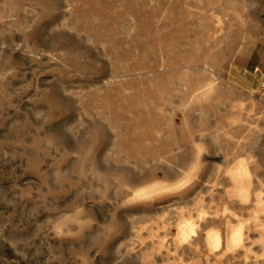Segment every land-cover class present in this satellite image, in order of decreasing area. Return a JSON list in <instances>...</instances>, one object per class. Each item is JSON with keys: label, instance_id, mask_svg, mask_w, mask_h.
I'll list each match as a JSON object with an SVG mask.
<instances>
[{"label": "rangeland", "instance_id": "obj_1", "mask_svg": "<svg viewBox=\"0 0 264 264\" xmlns=\"http://www.w3.org/2000/svg\"><path fill=\"white\" fill-rule=\"evenodd\" d=\"M0 264H264V0H0Z\"/></svg>", "mask_w": 264, "mask_h": 264}]
</instances>
